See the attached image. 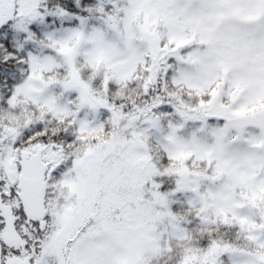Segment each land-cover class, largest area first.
I'll list each match as a JSON object with an SVG mask.
<instances>
[{
  "label": "snow or ice",
  "instance_id": "1",
  "mask_svg": "<svg viewBox=\"0 0 264 264\" xmlns=\"http://www.w3.org/2000/svg\"><path fill=\"white\" fill-rule=\"evenodd\" d=\"M0 264H264V0H0Z\"/></svg>",
  "mask_w": 264,
  "mask_h": 264
}]
</instances>
